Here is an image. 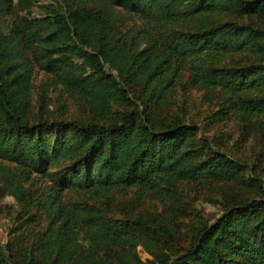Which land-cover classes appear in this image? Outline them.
Wrapping results in <instances>:
<instances>
[{"label":"trees","instance_id":"trees-1","mask_svg":"<svg viewBox=\"0 0 264 264\" xmlns=\"http://www.w3.org/2000/svg\"><path fill=\"white\" fill-rule=\"evenodd\" d=\"M88 1L29 15L35 0H0V198L48 219L29 245L0 244V264H264V0ZM119 8L141 20L133 35ZM34 66L81 101L82 118L31 114ZM184 73L181 86L218 100L206 125L232 116L257 133L252 159L201 136L184 103L169 112ZM49 174L40 194L25 185ZM192 182L216 189L213 221L179 192ZM129 189L130 214L108 216ZM148 197L159 212L136 210Z\"/></svg>","mask_w":264,"mask_h":264},{"label":"rangeland","instance_id":"rangeland-1","mask_svg":"<svg viewBox=\"0 0 264 264\" xmlns=\"http://www.w3.org/2000/svg\"><path fill=\"white\" fill-rule=\"evenodd\" d=\"M51 0H35L31 7L29 15H39L38 5L40 3L50 2ZM98 5L99 0L88 1ZM121 18L116 22L120 32L133 28L130 34H134L140 27L141 20L135 16H129L126 11L119 8ZM15 13L27 14L26 11L16 9ZM135 18V19H134ZM7 22H4L6 27ZM77 63L81 62L80 57H74ZM186 73L181 77L180 84L176 86L174 93L173 105L169 109L170 113L180 114L182 103H184L188 120L194 122L199 127L201 136H216L223 139L225 148L232 154L239 156L243 161L252 159L257 150V133L250 131L245 133L235 117H229L217 122L214 125H206L205 117L216 109L218 100L206 96L203 88L194 86H181L185 81ZM31 86V114L36 118L38 116L62 119V118H82L83 112L81 101L72 97L64 87L56 82L49 80V74L42 68L34 66ZM60 169L59 165L51 167L50 172H56ZM61 177V176H60ZM59 177V178H60ZM58 178V177H57ZM53 182L52 175L38 176L33 175L32 178L25 183L40 194L43 186ZM179 192L185 199L191 201L194 207L201 212L204 218L213 221L221 213V199L217 198L215 188H204L203 186L192 183L180 184ZM133 191H121L114 193L109 206L105 207V213L108 216L123 218L129 215L122 208V203L129 201ZM65 199L70 196L68 191H63ZM216 199V202L209 200ZM102 200V199H101ZM101 200L94 201L96 205H100ZM162 205L152 198H146L137 211L149 210L151 212H159ZM46 212L38 204L31 206L23 205L18 202L12 195L4 194L0 198V244H8L11 247L19 248L23 245H29L32 240L42 231L47 224ZM193 222L191 218L185 219L183 228L189 226ZM184 233H182L183 235ZM138 253L143 260L150 258V255L138 246Z\"/></svg>","mask_w":264,"mask_h":264}]
</instances>
